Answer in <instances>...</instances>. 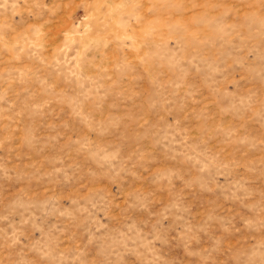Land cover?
I'll return each mask as SVG.
<instances>
[{"label": "rangeland", "instance_id": "obj_1", "mask_svg": "<svg viewBox=\"0 0 264 264\" xmlns=\"http://www.w3.org/2000/svg\"><path fill=\"white\" fill-rule=\"evenodd\" d=\"M0 264H264V0H0Z\"/></svg>", "mask_w": 264, "mask_h": 264}]
</instances>
